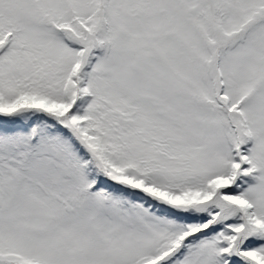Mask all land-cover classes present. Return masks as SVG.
<instances>
[{
  "label": "snow or ice",
  "instance_id": "1",
  "mask_svg": "<svg viewBox=\"0 0 264 264\" xmlns=\"http://www.w3.org/2000/svg\"><path fill=\"white\" fill-rule=\"evenodd\" d=\"M0 264H264V0H0Z\"/></svg>",
  "mask_w": 264,
  "mask_h": 264
}]
</instances>
